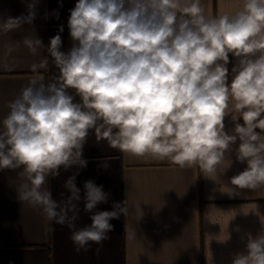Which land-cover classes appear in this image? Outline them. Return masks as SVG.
<instances>
[{
  "label": "clouds",
  "instance_id": "obj_1",
  "mask_svg": "<svg viewBox=\"0 0 264 264\" xmlns=\"http://www.w3.org/2000/svg\"><path fill=\"white\" fill-rule=\"evenodd\" d=\"M37 3H28L27 15L0 20V33L31 24ZM68 27L74 43L67 52L63 25L47 47L35 35L4 45L6 54L22 44L33 56L42 49L47 55L31 65L37 74L0 121V169H21L18 199L66 226L77 252L110 239V221L128 212L124 203L97 210L110 194L93 180L84 182L81 197L78 171L64 183L70 195L53 198L50 179L87 166L90 130L124 154L198 167L212 179L230 166L226 153L239 139L236 158L247 168L230 182L264 192V0H243L235 12L215 16L201 0H78ZM229 54L237 58L230 84ZM49 63L57 72L45 82L39 70ZM229 115L232 134L225 131ZM81 200L91 224L78 227ZM246 249L232 264H264V232L249 234Z\"/></svg>",
  "mask_w": 264,
  "mask_h": 264
},
{
  "label": "crops",
  "instance_id": "obj_2",
  "mask_svg": "<svg viewBox=\"0 0 264 264\" xmlns=\"http://www.w3.org/2000/svg\"><path fill=\"white\" fill-rule=\"evenodd\" d=\"M32 0H0V20L28 14ZM78 0H38L36 18L20 30L0 33V121L7 115L8 103L37 73L31 65L47 55L46 50L33 56L21 46L6 54L4 45L35 35L47 47L59 32L61 51L67 52L74 41L70 37V10ZM207 15L235 12L243 0H201ZM62 5V6H61ZM237 58L229 54L231 68ZM7 65V67H6ZM57 72L49 63L39 70L45 82ZM232 76V73H231ZM228 83L231 80L228 78ZM75 96L74 90H69ZM79 102V97H75ZM236 122L243 125L242 117ZM225 131L232 134L235 123L225 117ZM257 131H260L257 129ZM239 139L226 153L230 166L218 179L209 178L199 168L180 169L168 160H151L129 156L97 142L90 130L83 147L87 166L50 179V190L57 201L70 193L64 187L67 178L78 171L76 186L84 195V182L93 180L109 193L99 211L113 210L114 203L128 209L127 215L110 221L114 226L110 239L102 245L91 243L88 251L77 252L70 240V230L48 221L37 209L18 199V172L0 169V264H232L234 254L247 252L249 234L256 238L264 232V192L238 189L231 178L247 168V162L236 158ZM108 162L109 167L102 165ZM230 189L239 195H229ZM63 193V196L61 195ZM78 227L90 225L91 213L83 211L80 202ZM234 216V217H233ZM233 217V218H232ZM232 218V219H231ZM229 235V239L223 240ZM243 238V239H242Z\"/></svg>",
  "mask_w": 264,
  "mask_h": 264
},
{
  "label": "rangeland",
  "instance_id": "obj_3",
  "mask_svg": "<svg viewBox=\"0 0 264 264\" xmlns=\"http://www.w3.org/2000/svg\"><path fill=\"white\" fill-rule=\"evenodd\" d=\"M227 67L229 68V74H228V78L230 79V80H232V76H231V65H230V63L227 65Z\"/></svg>",
  "mask_w": 264,
  "mask_h": 264
}]
</instances>
